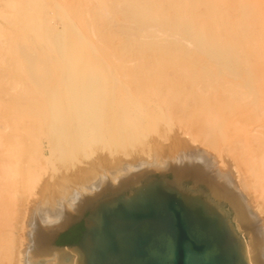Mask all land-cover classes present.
<instances>
[{
    "label": "bare ground",
    "instance_id": "1",
    "mask_svg": "<svg viewBox=\"0 0 264 264\" xmlns=\"http://www.w3.org/2000/svg\"><path fill=\"white\" fill-rule=\"evenodd\" d=\"M4 2L0 264L60 259L35 252V205L169 152L207 156L264 234V0Z\"/></svg>",
    "mask_w": 264,
    "mask_h": 264
},
{
    "label": "water",
    "instance_id": "2",
    "mask_svg": "<svg viewBox=\"0 0 264 264\" xmlns=\"http://www.w3.org/2000/svg\"><path fill=\"white\" fill-rule=\"evenodd\" d=\"M92 189L74 187L58 214L33 208L30 232L40 256L53 264H264V234L242 193L205 155L171 154L110 174L101 168ZM237 216L240 230L234 221ZM82 220L78 240L59 235ZM40 264V263H38Z\"/></svg>",
    "mask_w": 264,
    "mask_h": 264
},
{
    "label": "trees",
    "instance_id": "3",
    "mask_svg": "<svg viewBox=\"0 0 264 264\" xmlns=\"http://www.w3.org/2000/svg\"><path fill=\"white\" fill-rule=\"evenodd\" d=\"M79 236V228L76 230H68L61 234L60 237L57 239V243L64 244L70 241L76 240Z\"/></svg>",
    "mask_w": 264,
    "mask_h": 264
},
{
    "label": "flooded vegetation",
    "instance_id": "4",
    "mask_svg": "<svg viewBox=\"0 0 264 264\" xmlns=\"http://www.w3.org/2000/svg\"><path fill=\"white\" fill-rule=\"evenodd\" d=\"M82 227H83V222H82V220H79V221H76V222H74V223H72L69 227H68V229H66L65 231H68V230H76L77 228H79V236H78V238L80 237V232H81V229H82ZM64 231V232H65ZM63 233V232H62ZM61 233V234H62ZM61 234L59 235V237L61 236ZM78 238L76 239V240H78ZM73 241H75V240H73ZM70 242H72V241H70Z\"/></svg>",
    "mask_w": 264,
    "mask_h": 264
},
{
    "label": "rangeland",
    "instance_id": "5",
    "mask_svg": "<svg viewBox=\"0 0 264 264\" xmlns=\"http://www.w3.org/2000/svg\"><path fill=\"white\" fill-rule=\"evenodd\" d=\"M55 1H57V0H47V2H51V3H53V2L55 3ZM66 1L77 3V0H66ZM4 4H5L4 0H0V7H3Z\"/></svg>",
    "mask_w": 264,
    "mask_h": 264
}]
</instances>
